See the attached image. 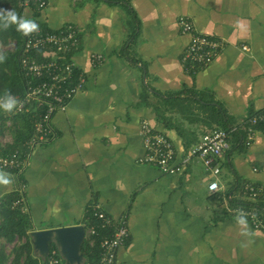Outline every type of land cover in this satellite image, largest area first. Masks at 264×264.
Wrapping results in <instances>:
<instances>
[{"label": "crops", "instance_id": "1", "mask_svg": "<svg viewBox=\"0 0 264 264\" xmlns=\"http://www.w3.org/2000/svg\"><path fill=\"white\" fill-rule=\"evenodd\" d=\"M8 8L13 1L0 0V14ZM20 10V18L45 31L76 28L77 44L65 60L85 81L53 112L54 136L34 147L20 175L0 169L10 181L0 182V224L14 211L19 180L29 231L77 224L86 230L94 205L114 220L124 217L129 237L114 264H264V232L225 208L233 199L252 202L247 184L260 189L256 202L264 205V128L256 126L245 144L248 117L264 110V0H46L40 11ZM180 15L223 42L208 65L191 70L183 63L189 35ZM14 31L0 28V59L22 41ZM90 53L101 62L93 64ZM23 113L0 107V154L32 135L33 117ZM143 121L170 139L176 162L222 123L245 136L229 134L216 176L197 159L167 174L143 162ZM212 179L219 183L214 193L207 189ZM17 238L0 236L7 264Z\"/></svg>", "mask_w": 264, "mask_h": 264}, {"label": "built area", "instance_id": "2", "mask_svg": "<svg viewBox=\"0 0 264 264\" xmlns=\"http://www.w3.org/2000/svg\"><path fill=\"white\" fill-rule=\"evenodd\" d=\"M12 1L21 9L32 6L37 11L42 10L46 5V0ZM29 20L34 21L38 28L27 34L21 30L23 46L18 66L23 77V92L20 95H0V104L8 97L16 101L13 108L8 111L30 112L33 117L32 135L21 147L0 154V169L13 170L17 175L25 169L34 147L54 136L55 132L51 125L53 112L63 109L73 95L82 88L85 81L82 70L72 60H65V54L77 44L76 28L72 24H67L58 32L45 31L37 20ZM177 23L181 31L189 35V41L182 54L183 63L191 70L211 63L223 47V42L198 33L192 21L186 16L180 15ZM242 48L248 49L246 46ZM32 52H38V55ZM89 55L93 64L101 62L100 54ZM247 122L245 144L249 143L252 130L256 126L264 128V110L251 114ZM234 130L235 128L226 130L220 127L208 129L201 135L199 141L190 147L185 157L176 162L175 149L170 139L164 133L154 130L148 122L143 121L140 125V134L146 149L143 162L156 166L164 173L173 174L180 172L191 159H197L211 175L216 176L220 172L219 159L229 150V134ZM207 189L211 193L216 192L219 189L218 181L216 179L209 181ZM245 189L252 202L256 203L260 189L253 184L245 185ZM15 192L12 205L20 212L26 213L25 185L22 181L18 180ZM225 208L235 217L247 220L254 229L264 232V206L226 204ZM91 213L99 223L97 226L92 224L86 228L84 240L88 239L89 245H92L91 237L98 234V228L103 229L105 235L99 241L100 251L96 264H114L118 247L129 237L126 220L124 217L112 219L98 205L92 207ZM61 262L62 258L57 248L52 246L40 264H61Z\"/></svg>", "mask_w": 264, "mask_h": 264}, {"label": "trees", "instance_id": "3", "mask_svg": "<svg viewBox=\"0 0 264 264\" xmlns=\"http://www.w3.org/2000/svg\"><path fill=\"white\" fill-rule=\"evenodd\" d=\"M13 11L17 14V17L20 18V7H18L15 2L13 1ZM2 15V14H0ZM13 28L18 34L21 33V30H17L16 25L10 24L8 27H4L2 21H0V28ZM14 33H17L15 32ZM22 35V33H21ZM22 46H23V38L22 41L20 37L18 38L17 47L13 53H9L8 56H3V59H0V67L8 64V72H0V83L4 85V89L0 92V95L8 96L10 94H22L23 92V77L19 72V66L17 59L22 54ZM36 52H32L34 54ZM28 113L29 116L32 117L30 112H24L23 114ZM33 121V120H32ZM223 129L228 130L229 126H225L222 123ZM218 127V126H217ZM233 133L238 138H243V134L238 131V128H235ZM229 205H244V206H264L261 202L253 203L251 201H235L229 200ZM10 214V213H9ZM90 223L93 225H98V220L90 214ZM31 227V222L28 217V214L22 213L19 211L18 208H14V211L11 212L9 216H7L4 221L0 224V236L5 237L7 240H12L14 236L24 237V241L13 250V257L9 264H40L41 260L37 257H34L32 253V246L29 241L28 231ZM98 234L96 236H92L93 244L89 245L88 239H85L82 246L81 252L83 254L85 264H96L99 258V241L105 235V231L101 228L97 230ZM20 258H22L20 260ZM7 255L4 253L3 250H0V264H7ZM63 263V260L61 262Z\"/></svg>", "mask_w": 264, "mask_h": 264}, {"label": "water", "instance_id": "4", "mask_svg": "<svg viewBox=\"0 0 264 264\" xmlns=\"http://www.w3.org/2000/svg\"><path fill=\"white\" fill-rule=\"evenodd\" d=\"M84 234L85 229L81 224L28 231L32 252L36 257L44 260L48 255L50 244H53L65 264H84L81 252Z\"/></svg>", "mask_w": 264, "mask_h": 264}, {"label": "clouds", "instance_id": "5", "mask_svg": "<svg viewBox=\"0 0 264 264\" xmlns=\"http://www.w3.org/2000/svg\"><path fill=\"white\" fill-rule=\"evenodd\" d=\"M0 21H2L4 27H8L10 24H15L17 30H22L24 34L38 28V25L34 21L22 17L18 18L17 14L11 10H4L3 14L0 15ZM15 103L16 101L13 98L8 97L2 104H0V107L5 110H11ZM0 182L7 184L10 181L5 176H0Z\"/></svg>", "mask_w": 264, "mask_h": 264}, {"label": "rangeland", "instance_id": "6", "mask_svg": "<svg viewBox=\"0 0 264 264\" xmlns=\"http://www.w3.org/2000/svg\"><path fill=\"white\" fill-rule=\"evenodd\" d=\"M22 242H23V241H22V238H21V237H18V238H17V241H15L16 244H15L13 247H17V246H19ZM52 245H53V244H50V247H52ZM13 250H14V248H13ZM13 250L10 251L9 254H11V253L13 252ZM62 260H63V259H62ZM63 263H64V260H63ZM64 264H65V263H64Z\"/></svg>", "mask_w": 264, "mask_h": 264}]
</instances>
